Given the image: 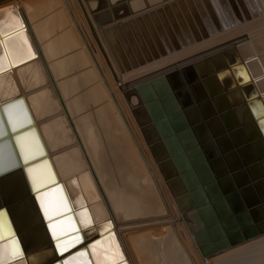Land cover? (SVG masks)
Listing matches in <instances>:
<instances>
[{
    "label": "bare ground",
    "instance_id": "obj_1",
    "mask_svg": "<svg viewBox=\"0 0 264 264\" xmlns=\"http://www.w3.org/2000/svg\"><path fill=\"white\" fill-rule=\"evenodd\" d=\"M19 1L22 3H27L31 1V3L34 5L35 8L26 16H21L17 12L11 10L1 11L0 13V102H3L7 99L20 95L23 97V101H24L23 103L25 104L29 114L31 115V118L34 120L40 139L48 154L50 164L58 180L61 182L63 188L62 186L51 187L43 191L37 192L35 194L36 195L35 197L30 195L8 206L7 214L11 222V225L15 231L16 237L9 238L4 240L3 242H0V246L11 245L13 241H16L21 256L19 255L20 257L18 258H11L6 252L4 259L6 261L10 260V262H8L7 264H41L46 260L55 256V250L52 247V241L50 238L51 235L53 236V231L49 225L65 224L67 221H71L72 226L79 225L78 227L80 230L81 237L89 236L91 235L92 232H98L99 238L86 245L87 252L83 250L78 253H75L73 256L64 259V264H66L67 261H71L73 259H75L76 261H85L87 262V264L90 263L98 264L99 261L105 259L107 260L115 259L116 264H202L197 260L199 259V257L198 258L196 257L197 252H194L196 250L191 249V246L187 243V241L185 242V240L181 238L180 230L183 228H179L180 217L177 216V213L174 210L175 206L173 205V202L169 199L167 191H165L166 188L163 189V187L161 186V182L159 183L160 180H158L157 173L151 164L152 159L150 160L149 156H147V153H145V150L147 149L144 150V146L143 147L141 146V143L139 141L140 138L137 135H135L136 133L132 128L130 130L132 134L130 133L129 134L132 135V137L133 136L135 137L136 144L138 145V148H135V150L139 149L140 152H142V154L139 152L138 153L141 154L143 161L144 163H146L145 165H147L150 174L156 180L158 186L157 188L158 192L162 196L161 198L163 200L164 206L159 202L160 200L158 202H155L157 204L155 206L158 207L159 211L161 210L164 213L162 214L160 213L157 217L152 215L155 218H151V216L150 218H146L143 220L140 218V220L142 221H137L138 219L131 220V218H133L137 213L147 211L149 207L148 209H146L144 205L141 204L142 202L136 206L131 205L132 203L129 201V199L124 197V195L122 194L123 192L120 186L116 183L114 184L112 183L115 180L108 179L111 176L103 168L100 158L96 157L95 153H92L93 151L89 152L88 150L85 149V145L83 144V139H82L83 137L81 138L82 132L89 125V122L86 118L87 117L86 112L87 110L93 111L97 114L100 120H102L108 126L111 133L120 139L121 142L120 150L125 151L126 154H128V157L131 158L135 157L136 160H139L137 158L138 153L137 155H135L133 148L134 147L133 145L135 143L132 144V141H130L129 139V135L123 138L125 136V127L126 128L128 127L127 126L124 127V124L122 123L121 118L118 115V113L120 112L119 111L117 112L116 109L114 108L112 104L113 100L111 101L112 98L109 97L110 96L108 93L109 91L107 92V90H105L109 95L107 96L106 95L107 93L105 94L102 83L100 81L101 79L99 78L98 73H100V75L103 78L104 77L106 78L105 75L106 71L103 69L102 64L99 62L96 56H95L96 65L95 63L94 65H92L93 63L91 64L88 53L82 47V45L78 43V40L75 38V33L72 31L70 22L68 23L67 19L64 18V15L62 13H59L55 9V6L57 5L55 0H53L49 4H48L49 0H47L48 5H46L45 7L42 6L44 0H19ZM139 1H140L139 3H142L143 0L142 1L139 0ZM154 1L155 0H144L143 2L144 3L150 2V4H153ZM128 2L130 3V0ZM232 2H231V7L236 9L237 4L235 2L234 3ZM66 3L69 5L68 0H66ZM146 3L143 4L142 6H145ZM40 4L41 7H39ZM86 4L87 7H89V10L91 11L92 17L95 16L97 18H108V17L117 16L118 13H121V11L129 10L127 9V7L129 8L130 6L136 7L137 0L135 4L131 2L130 3L131 5L129 4L125 5L123 3V0H87ZM83 7L86 8L84 4ZM72 9L74 10L75 8L72 7ZM167 11H169V7H166L163 12L167 13ZM19 13L23 15L24 14L23 9H21ZM86 13H88V11ZM171 15L173 16L174 14L171 13ZM88 18H90L89 20H91L89 14H88ZM157 19L158 18H155L154 21L155 24H158ZM175 20L177 21V19ZM78 24H80V22ZM137 24H141V23L136 21L135 27L138 26ZM29 25L32 26L33 33L30 30ZM180 26L182 27L183 25L180 24ZM186 29L189 30V28ZM179 31L180 30L178 29V32ZM181 32H179V34ZM52 33L56 35L55 44L51 42ZM173 33H175L174 35H176V30ZM189 33L190 32H188V34ZM34 34H36V37H39L40 44L42 43L41 45L43 46V49L42 46L40 45L42 49L41 52L44 54L46 59L42 57V60H40V58L38 57L40 55L38 54L39 52L37 53L38 51L37 48L39 47V45H37L38 43L36 42L37 40H35L36 37H34ZM151 36L156 37L154 33ZM178 37L179 36H177V38ZM188 37L191 36L188 35ZM167 38L168 37H166V39ZM44 41L45 42L47 41V43H43ZM157 41H159V39ZM115 44H116V50H118L119 54L120 53L123 54V51L121 52L123 43H115ZM117 45L119 46V48H117ZM158 45L160 47L161 44ZM145 46L147 47L148 45ZM244 48L247 47L245 46ZM244 48L242 47L243 50ZM249 48H251V46ZM253 48L257 50L260 47L256 48L254 46ZM144 49H147L146 52H149L150 48L148 47ZM163 50L166 51L165 47L163 48ZM127 52L128 51H125L124 53ZM106 53L109 58L112 57L113 60L111 62V66L115 68L117 63H115L116 61L114 57H117V53L115 51L111 53L109 47H107ZM131 53L133 54V52ZM142 53L145 54L144 50ZM240 53L242 52L240 51ZM249 53L250 52H248V54ZM225 54L228 56L227 52ZM42 61L47 69V73L50 79L52 76L51 75L52 72L58 89H50V87L47 85L46 79H44L43 73L41 71ZM117 61L119 62V60ZM213 62L215 63V61ZM206 64L204 65L206 66ZM215 64L217 65L218 62H216ZM210 71L212 72V69ZM114 72L117 74V71ZM200 72L201 70L199 71V73ZM206 77H210V76L207 75ZM260 85L262 87V84ZM206 87L208 88V84ZM132 91L128 90L129 93L126 92L128 94V95L126 94L129 99L128 101L131 100H133V102L138 101L139 97H137V95L135 94L136 93L135 88H134L135 92ZM112 97L117 99V96L114 93ZM262 103H264V101H262ZM136 105L134 104V106ZM261 105H259L260 107L256 106V108L259 107L258 109H261L263 107L264 110V106L261 107ZM138 109H139L138 112L137 109L135 110V114L139 119V121L137 119L136 123L141 121L143 124L144 122H146V118L144 116V114H146L145 109L144 108H138ZM15 118L16 119L12 121V123L18 124L20 120V115H17ZM122 120L124 121V119ZM144 129L145 130L144 131L142 130V132L146 131L145 134L147 138L149 137L150 139L151 136V138L154 139V140L151 139V141L153 140L154 142H156V146L160 145V143H158L160 141L158 140L155 141V139H157L155 130L150 127H148V129L147 128ZM139 130H141V128ZM134 137L132 139H134ZM21 142H22V149L25 150V148H28L27 149L28 151L24 152L25 154L24 157L26 156V154L33 153V151H35L34 143L31 135L30 137L25 135L24 139ZM102 143L104 144V142ZM149 144H151V142L148 143V145ZM153 146H155V144ZM157 147L160 149L158 150ZM157 147L155 148L156 151L150 150V148L147 147L149 149L147 150V152L152 151L151 154H153L154 158L156 157L160 169L162 170V172H164L162 176L165 175V178L167 179L166 183H168V186L166 187H169L171 192L177 196L174 198L173 195H171L174 199H176L175 204L176 205L178 204L177 205L178 208L183 213L184 209L187 210V208L190 207V203L188 201L186 194L183 192V187L178 177L173 172V167L169 163L168 157L166 156V153L163 150V146L160 145ZM152 149H154V147H152ZM145 172L148 173V171ZM28 173L32 183H36V185L38 183L45 182L50 176L49 170L46 169L45 166L40 164H36L30 167ZM119 177L121 178V176ZM134 180L131 177L130 178L126 177V181L128 185L131 186V188H134V186L136 185L137 181L133 182ZM109 181H111L110 183H112V185L109 184ZM149 189L148 192L150 191ZM61 195L64 197L67 204V210L64 213H69V214L64 216L54 217L53 218L54 220L50 221L46 218L44 214L42 203L47 202L49 199L53 197H59ZM180 211L179 213H181ZM85 218H87L89 221V225L86 228L83 227L80 223V221ZM183 218H184L183 222H185L187 220L186 216H183ZM0 220H2V222H0V236H2L9 230V228H8V224L4 220V217L0 218ZM46 223L48 229L45 225ZM54 240L57 241L56 238H54ZM64 242L66 241L56 242L57 247L60 245L62 246ZM98 243L102 244L103 247H96V248L92 247V245H97ZM262 244L264 245V243H261L260 245ZM259 246L257 245V247ZM255 247L256 246H254L253 248ZM261 247H259V249L264 252L263 250L264 247L262 248ZM251 249L249 248L250 251ZM254 251L255 250H252V253ZM81 252L85 253V255L80 256ZM239 252L241 253V251ZM239 252H237L238 255L237 253L235 254L237 258L234 255L235 257H233V259L239 258L238 256L241 255V254L239 255ZM249 253L247 254H249L250 256L251 252ZM259 254L260 256H258ZM259 254L256 256V259L253 257L254 259L253 262L250 260L252 257L250 258L248 256L249 260L253 264H260V260H262V258L264 259V255H262L261 253ZM241 257L242 256H240V259ZM228 258L230 259L231 257L228 256ZM233 259L231 258L230 261L231 264ZM235 261L236 260H234V262ZM225 262H228L227 258H225V260L223 258V260L220 261L215 260L214 258V261L212 260L205 261V264H224ZM228 264L230 263L228 262Z\"/></svg>",
    "mask_w": 264,
    "mask_h": 264
},
{
    "label": "water",
    "instance_id": "obj_2",
    "mask_svg": "<svg viewBox=\"0 0 264 264\" xmlns=\"http://www.w3.org/2000/svg\"><path fill=\"white\" fill-rule=\"evenodd\" d=\"M87 21L91 28L90 20ZM120 27L130 28L131 32L124 29L122 35ZM136 28L133 19L129 18L121 25L116 23L107 27L106 31L112 43H118L119 37V42L128 50L132 48L130 36L136 35ZM138 28L142 30L140 26ZM113 31H116L115 35H112ZM93 35L105 62L112 69L113 59L107 56L105 42L99 34L93 32ZM233 48V45L223 43L187 58L188 62L177 67L145 74L133 83L188 198L190 207L184 213L186 227L203 258L264 237V131L258 123L261 117L252 112L249 98L242 90L243 84L232 71L233 67L240 66V60L229 63L224 55ZM212 55L221 56V61L217 68L213 66L214 72L207 78L211 87L208 85L207 88L194 64ZM221 73L225 74L223 80L219 79ZM118 87L119 91L125 92L130 86L125 82ZM23 102L21 95L0 102V165L4 168L0 172V211L5 214L9 228L0 236V242L16 237L7 214L10 204L30 195L35 197L37 192L45 189L62 186ZM17 115L20 120L14 124L12 121ZM25 135H31L35 151L24 157V152L28 151V148L22 149L21 141ZM36 164L45 166L50 172L48 179L37 185L32 183L28 173ZM45 225L47 227V223ZM77 235L80 236V230ZM50 238L55 256L41 264H64V259L75 253L87 252L86 245L99 236L98 232L80 236L82 242L63 254L61 245L57 247L56 242L67 241L71 236H62L57 241L52 235Z\"/></svg>",
    "mask_w": 264,
    "mask_h": 264
},
{
    "label": "rangeland",
    "instance_id": "obj_3",
    "mask_svg": "<svg viewBox=\"0 0 264 264\" xmlns=\"http://www.w3.org/2000/svg\"><path fill=\"white\" fill-rule=\"evenodd\" d=\"M52 1L53 0H49V2H48L47 0H44V2L42 3V6L45 7L46 5L51 3ZM128 1L126 0V2H127L126 3L125 0H123V3L124 4L126 3L125 5H128V4L131 5L130 4L131 2L133 4L136 3V0H130V3ZM143 1H142V3H139L140 1L137 0V5H136L137 8L130 6V8L132 7L135 10H133L132 8L130 9L129 7L126 6L127 9H129L130 11L129 10L121 11V13H118V15L114 16V17L97 18L94 15H93L94 17L91 16V11L89 10V7H87V4H86L87 0H68L69 5L66 3V0H55V2L57 4L55 6V9L59 13H62L64 15V18L67 19L68 23L70 22V26L72 28V31L75 33V38L78 40V43L81 44L82 47L88 53L89 60H90L91 64L93 63L92 65H94V63H95V65H96V59H95V56H96L97 59L99 60V62L102 64L103 69L106 71L105 72L106 78L105 77L103 78L100 75V73H98L99 78L101 79L100 81L102 83L104 91L105 90H107V92L109 91L108 93L110 96L108 95V93L106 91H105V94L107 93L106 95L112 98V99L111 98L110 99H111V101L113 100L112 104H113L114 108L116 109L117 112L118 111L120 112V113H118V115L121 118V121L124 124V127L127 126L129 128L128 129L125 127V136L123 138H125L127 135H129V139H130V141H132V144L135 143L133 145L135 155H137L138 152L142 154V152H140L139 149L138 150L136 149L137 151L135 150V148H138V145L136 144L135 137L133 136L134 139H132L133 137H132V135H130V134H132L130 132L131 128L136 133L135 135H137L140 138L139 141L141 143V146L142 147L144 146V150L145 149L149 150L147 148V147H149L150 150L156 151L155 148L157 146L162 145V144H161V142H158V143H160V145L156 146V142L153 141L154 139L151 138V136H150V139H149V137L147 138V136L145 134L146 131L142 132V130L143 131L145 130L144 128H147V129H148V127L153 128V126H151L152 124L149 121L147 114H144V116L146 118V122H144L143 124L141 121H140L141 123L138 122L140 124V126L138 123H136L138 117L135 114V110L137 109V112H138L139 111L138 108H143L142 107L143 105H142L140 99L138 101H134L135 103L131 99H130L131 101H128L129 99H128L127 93H129L130 91L128 92V90H126L125 92H121L118 90L119 87L116 84L121 85V84H124L125 82H127L130 86L127 89L134 91L135 87L133 86V83L139 77H142L143 74L144 75L145 74L151 75V74L158 72L160 70H162V71L166 70V69H168V67H171V68L177 67V65L179 66L182 63L188 62L187 58H191L193 56H196V54H198L204 50L211 49V48L218 46V45L221 46V44H223V43L226 44L227 46L233 45V47H234L233 51H229V52L226 51L228 56L225 54L226 52L224 54L226 55L227 60H229V63H234L235 61L240 60V66H238V67L235 66L232 69L234 75L238 78L240 83L243 84V85H241L242 90L246 94V96H248V98H249L248 101L250 102V105H255V108H256V106H259L261 104H262L261 107L264 106V103H262V101H264V100H262V99H264L263 98L264 97V89H263V87H264V69H263V67H264L263 66L264 65V61H263L264 60L263 59L264 58V0H260V1L258 0L259 2L257 0H231V1L230 0H155L153 2V4H150V2L149 3L145 2L146 5L142 6L143 4H145ZM232 1H234L237 4L236 9L231 7ZM47 2H48V4H47ZM234 2H232V3H234ZM83 4L85 5L86 8L83 7ZM120 6H121V4H120ZM138 6H139V8H138ZM39 7H41V4L39 5ZM72 7L75 9L73 10ZM166 7H169V11H167V13L163 12ZM34 8L35 7L31 3V1H29L27 3H22L19 0H4V1L0 2V13H1V11L11 10V11L17 12L21 16H26L28 13H30L32 10H34ZM21 9H23V12H24L23 15L21 14L22 12L19 13L21 11ZM85 9H87V10H85ZM171 9H172V11H171ZM87 11H88V13H86ZM171 13L174 14L173 15L174 17L171 15ZM88 14L91 17V20H90L91 28H90L88 21H87L90 19V18H88ZM165 15H166V17H165ZM178 15H180V16H178ZM151 16H153V17H151ZM137 17H139L138 19L140 21L137 19ZM129 18L133 19L134 24H136V21L141 23V24H137V25L140 26L142 30H140L137 26L136 29H138V30H137L136 35L135 36L129 35L131 38L130 42H132L131 43L132 48L130 47L129 48L130 51H129V49L127 50L126 47H123V45H122L121 52L123 51V54L120 53L121 54L120 55L118 50H116L115 43L111 42L110 34L108 35L106 28L109 26L112 27V25H114L116 23L121 25L122 22L127 21V19H129ZM155 18H158L157 19L158 24H155V22H154ZM166 19H168L169 21ZM175 19H177V21ZM219 19H220V21H219ZM79 22H80V24H78ZM170 24H171V26H170ZM180 24L183 26L181 27ZM126 25L127 24H125V26ZM185 26H187V27H185ZM29 28L33 33V28L31 25H29ZM186 28H189L190 31ZM124 29L125 28L120 27L119 32H121L122 35H124V33H123V32H125ZM173 29L176 30L175 36H179L178 38H175V40L177 39L176 42L174 40V37H172L175 34V33H173V32H175V30H173ZM178 29L180 30L179 32L182 31L183 34L181 32L180 33L181 35H180L178 32ZM103 30H105V32ZM125 30H127V29H125ZM127 31L131 32V29L129 28ZM184 31H186V32H184ZM92 32H94L96 35L99 34L98 37L103 39V41L105 42L107 47H109L111 53L114 51L117 53V57H114L116 55L113 56L115 61H116L115 63H117V65L115 66V68L117 67L116 69L113 66H112V69H110L109 65L107 63H105V61H104L105 59H104L102 53L100 52L97 41H96ZM188 32H190V33L188 34ZM115 33H116V31H113V34H115ZM153 33L156 37L151 36ZM187 34L191 37H188ZM132 35H134V34L132 33ZM183 35L185 36V38ZM242 35H245V37L242 38ZM34 37H36V34H34ZM166 37H168V38L166 39ZM53 38H55V39H53ZM141 38H143V39H141ZM156 38H158L159 41H157L158 39H156ZM35 40H37L36 41L38 43L37 45H39V47L37 48V50H38L37 53L39 52L38 54H40V55L38 57L40 58V60H42V57L45 58L44 54L41 52L43 49V46L41 45L42 43L40 44L39 37H36ZM117 40H118V43H121V42H119L120 41L119 37H117ZM139 40H141V41H139ZM142 40L145 41L146 44ZM55 41H56V35L52 33L51 42L55 44ZM137 41H138V43H136ZM154 41H155V43H154ZM169 41H172V42H169ZM157 42H158V44H161L160 47L157 44ZM43 43H47V41L46 42L44 41ZM40 45L42 46V49H41ZM124 45H126V44H124ZM145 45H148V46L146 47ZM253 45L256 48L257 47H260V48H258L256 50L255 48H253L254 47ZM45 46H46V44H45ZM154 46L155 47L157 46V47L155 48ZM162 46H163V48L165 47L166 51L163 50ZM245 46L247 48H244ZM250 46H251V48H249ZM148 47L150 48L149 52H146L147 49H144V48H148ZM242 47L244 48V50L242 49ZM117 48H119L118 45H117ZM152 49H154V50H152ZM155 49H156V51H155ZM158 49H159L160 53H159ZM252 49H253V51H252ZM254 49H255V51H254ZM91 50H93V51H91ZM131 50L133 52V54L131 53L132 55L130 54ZM143 50H144L146 55L142 53ZM125 51H128L129 53L128 52L124 53ZM240 51L242 53H240ZM92 52L93 53L95 52V53L93 54ZM248 52H250V53L248 54ZM155 54H158V56H155ZM127 55L129 58L127 57ZM232 55H234V56H232ZM123 56H126V57H123ZM147 56H150V57L155 56V57H153L154 59L151 58L150 60H147L146 59ZM185 56H187V57H185ZM228 57H230V58H228ZM210 58H211V60H210ZM210 58H207L206 60H203L201 62H197L196 64H194L195 70L197 69L198 74L200 75V76L198 75L199 78L200 79L202 78L201 79L202 82H206L205 83L206 86H207V84L209 85V83H207L208 80H205V79L210 78V77H206V76L207 75L210 76L209 73L213 74L212 72L214 71L215 68H217L216 66H218L220 63L219 60H221V56L212 55ZM117 60H119V62ZM184 60H186V61L184 62ZM205 61H207V62H205ZM213 61H215V63L218 62V64L216 65ZM142 62H144V63H142ZM192 63H194V61L191 62V64ZM204 64H206V66ZM213 64H214V66L216 65L214 67V69H213ZM202 65H204V66H202ZM191 68H193V67H191ZM211 69H212V72L210 71ZM200 70H201V72L199 73ZM207 70H209V71H207ZM41 71H42L44 79H46L47 85L50 87V89H58L56 86V83H55V80H54V77H53L51 70H50L51 75H52L51 79L53 82L51 81V79L47 73V69H46L43 61H42ZM114 71H117V74ZM118 74H119V76H118ZM184 74L185 73H183V75ZM185 76L189 77L188 74ZM260 84H262V87ZM210 87H211V85H210ZM113 93L117 96V99L112 97ZM135 94L137 95V93H135ZM137 97H138V95H137ZM258 97H259V99H258ZM260 97H261V99H260ZM125 98L127 99V101ZM132 102H133V104H132ZM136 102H137V105H136ZM259 102H260V104H259ZM134 104L136 106H134ZM258 108H256L255 114L257 113L258 117H261L259 115L264 113V110H263V107L261 108L262 110L258 109ZM257 110H259V111H257ZM88 111L89 110H87V112H86V115H87L86 118L89 122V125H88V127H86L87 129L86 128L84 129V131L82 132V135H81V138L83 137L82 139H83V144L85 145V149L88 150L89 152L93 151L92 153H95L96 157L100 158V161L102 163L103 168L111 176L108 179L109 180L110 179L115 180L112 183L113 184L116 183L120 186V188L122 189V192H123L122 194L124 195V197L129 199V201L132 203L131 205L136 206L142 202L141 204H143L146 209H148V207H149V209L147 211L137 213L133 218H131V220H137L138 219L137 221H142L143 219L150 218V216H151V218H155L160 213L161 214L164 213L161 210L159 211L158 207L155 206V205H157L155 202H158L159 200H160L159 202L163 205V200L161 198L162 196L158 192L157 182L154 179V177H152V175L150 174L148 167H147V165H145L146 163H144L141 154L138 153V155H137V158L139 160H136L135 157H132V158L128 157V154H126L125 151L120 150L121 149L120 139L111 133L108 126L102 120H100V118L97 116V114L95 112H93V111L88 112ZM252 112H254V111H252ZM132 117L135 119V121ZM122 119H124L125 122ZM138 121H139V119H138ZM149 124H151V125H149ZM90 125H92L93 127ZM140 128H141V130H139ZM143 133H144V135H143ZM142 135H143V137H142ZM156 136H157V134H156ZM156 138L157 139H155V141L156 140L160 141L158 139V137H156ZM151 139H153V140L151 141ZM102 142H104V144ZM150 142H151V144L148 145V143H150ZM152 144L153 145L155 144V146H153ZM135 145H137V146H135ZM151 145H152V147H154L155 150L152 149ZM159 149L160 148H158V150ZM147 150H145V153H147V156H149L150 160L152 159L151 164L157 173L158 180H160L159 183L161 182V186L163 187V189L166 188L165 191H167L169 199L173 202V205L175 206L174 210L177 213V216L180 217L179 228H183L180 230L181 238H183L185 240V242L187 241V243L191 246V249L196 250L194 252H197V254L196 253L195 254H196L197 258L199 257V259H197L199 262H201L202 264H205V261H210V260L214 261V258H215V260H218V261L223 260V258H224V260H225V258H227L228 262L231 264V262H230L231 258L233 259V257L236 256L235 254L237 252L241 251V253L239 252V255L241 254L240 256H242L241 259H240V256H238L239 257L238 259L240 261L238 259H236L237 258V256H236V258L233 259L232 264H253L252 263L254 260L253 257L256 259V256L259 253L264 255V252L259 249V247H261V246L264 247L263 244L260 245L261 243H264V237H262L258 240L251 242V243L245 244V245L240 246L238 248H235L233 250L226 251V252L219 254V255H216L214 257L203 258L200 255V253H199L194 241L192 240L191 235H190V233H189V231L185 225L187 220L185 219L186 221L183 222L184 218H185V217L183 218V216H185L184 213L186 210L184 209L183 210L184 212L182 213V211H180V209L177 206L178 204L177 205L175 204L176 199H174V198L177 196L171 192L169 187H166V186H168V183H166L167 179L165 178V175L162 176L164 174V172H162V170L160 169V166L157 162L156 157L154 158L153 154H151L152 151L147 152ZM163 150H164V148H163ZM155 163H156V165H155ZM160 170H161V172H160ZM145 171H148V173ZM149 175L151 178L149 177ZM119 176H121V178ZM126 177H129V178L131 177V178H133V180L135 179L133 182L137 181L136 185L134 183V185H135L134 188H131V186L128 185V183L126 181ZM147 179L150 181H148ZM110 182L111 181H109V184L112 185V183H110ZM149 184H150V186H149ZM155 188H156V190H155ZM148 189L150 190L149 192H148ZM183 192L185 193L184 189H183ZM154 193H155V195H154ZM150 195L151 196L154 195V196L151 197ZM171 195H173L174 198ZM178 209L181 213H179ZM157 211H159V212H157ZM152 215L155 217H153ZM140 218L142 220H140ZM257 245L258 246L260 245V246L257 247ZM254 246H256L255 247L256 249L253 248ZM249 248L250 249L252 248L251 251L249 250ZM242 250H244V251H242ZM252 250H255L257 252L254 251L252 253ZM246 252L247 253L251 252V255L249 256L250 253L247 254ZM237 255H238V253H237ZM228 256L231 258L229 259ZM248 256L250 258L252 257L250 259L252 262L249 260ZM258 256H260V254ZM234 260H236V261L234 262ZM263 261H264V259L262 258V260H260V264L261 263L264 264ZM228 262H225L224 264H226V263L228 264Z\"/></svg>",
    "mask_w": 264,
    "mask_h": 264
},
{
    "label": "snow or ice",
    "instance_id": "obj_4",
    "mask_svg": "<svg viewBox=\"0 0 264 264\" xmlns=\"http://www.w3.org/2000/svg\"><path fill=\"white\" fill-rule=\"evenodd\" d=\"M225 77L224 73H221L219 79L223 80ZM253 111L255 112V105L252 106ZM260 128L264 131V113L261 114V118L258 120ZM4 168L0 165V172H3ZM42 207L44 209V214L48 220H53L54 217H58L62 215L67 210V204L64 197L61 195L59 197H53L49 199L47 202L42 203ZM4 213L0 211V218L4 217ZM2 222V220H0ZM83 227H88L89 221L87 218L80 221ZM50 228H52L53 236L56 239H61L62 236H71V239L64 242L60 248L61 254L67 251L69 248L75 247L77 243H81V238L77 233L79 232V228L72 226L71 221H67L65 224H50ZM59 229V230H58ZM92 247H103L102 244L92 245ZM11 258H16L20 255L19 249L17 247V242L13 241L11 245L0 246V264H7V261L4 259L5 253ZM118 254V253H116ZM85 253L81 252L80 256H84ZM66 264H87L85 261H76L75 259L71 261H67ZM98 264H116L115 259L111 260H101Z\"/></svg>",
    "mask_w": 264,
    "mask_h": 264
}]
</instances>
